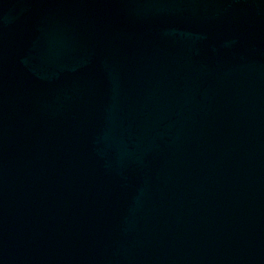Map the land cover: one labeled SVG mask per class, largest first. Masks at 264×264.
I'll use <instances>...</instances> for the list:
<instances>
[{
	"label": "water",
	"instance_id": "95a60500",
	"mask_svg": "<svg viewBox=\"0 0 264 264\" xmlns=\"http://www.w3.org/2000/svg\"><path fill=\"white\" fill-rule=\"evenodd\" d=\"M0 264H264V0H0Z\"/></svg>",
	"mask_w": 264,
	"mask_h": 264
}]
</instances>
